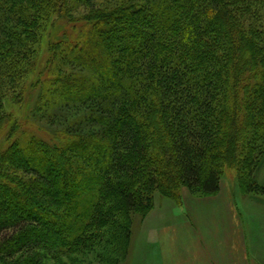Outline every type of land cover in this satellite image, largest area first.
Segmentation results:
<instances>
[{
    "label": "trees",
    "instance_id": "1",
    "mask_svg": "<svg viewBox=\"0 0 264 264\" xmlns=\"http://www.w3.org/2000/svg\"><path fill=\"white\" fill-rule=\"evenodd\" d=\"M259 12L240 0H0L1 86L25 84L55 14L73 27L50 48L43 81L44 114L59 130L0 122L11 138L0 152L3 264H28L52 241L94 247L110 200L132 212L151 208L156 190L211 196L226 168L260 166Z\"/></svg>",
    "mask_w": 264,
    "mask_h": 264
},
{
    "label": "rangeland",
    "instance_id": "2",
    "mask_svg": "<svg viewBox=\"0 0 264 264\" xmlns=\"http://www.w3.org/2000/svg\"><path fill=\"white\" fill-rule=\"evenodd\" d=\"M240 1L254 13L260 10L259 17H261L262 23L264 22V0ZM254 9L256 10L254 11ZM82 12L83 9L81 8L74 11L78 15ZM72 28V25L63 19H59L58 14H55L48 23L47 30L43 33L44 39L42 38L38 45V54L32 55V58L36 59L35 66L28 69L24 80L25 84L23 86L21 83L16 86H1L0 84L3 91L2 104H0L2 111L0 112V122L3 119H12L21 128L18 132L31 130L45 136L59 130L58 118L51 123L44 114L43 81H46L50 76L49 73H51L49 72L51 66L49 61L52 58L50 48L64 33L72 32ZM46 91L45 89L44 92L46 93ZM13 122L10 124L13 125ZM7 128L0 133V152L9 145L11 140L9 126ZM259 163L261 165H258L250 174L248 171L242 173L232 167L226 168L222 182L226 186L224 190L228 188V190L233 191L235 199L236 197L243 199L248 207L250 217L259 220L260 232H264V223L261 222L260 218L261 215H264V194L249 191L248 188L249 184L252 183L264 187V154L260 156ZM123 181L132 185L133 189L140 188V184L136 180H129L126 177L123 178ZM184 192L185 190L182 188L179 191V198L172 199L163 196L156 190L153 192L151 208L148 206L140 207L132 212H126L122 207H117V205H121L118 199L110 200L108 206L116 211L108 221L107 229L103 231L101 242L97 241L94 247L88 245V247L72 248V246L61 245L60 241H52L50 244L41 246L28 264H139L145 254L144 230L148 216L155 210V214H163V212L168 214L171 207H183ZM46 225L49 226L50 224ZM19 257L17 256L15 260ZM10 262L8 261V263ZM0 264H3L1 259Z\"/></svg>",
    "mask_w": 264,
    "mask_h": 264
},
{
    "label": "crops",
    "instance_id": "3",
    "mask_svg": "<svg viewBox=\"0 0 264 264\" xmlns=\"http://www.w3.org/2000/svg\"><path fill=\"white\" fill-rule=\"evenodd\" d=\"M221 183L211 196L184 188L183 207L148 216L139 264H264V232L243 199ZM236 200V201H235ZM264 223V215L260 216Z\"/></svg>",
    "mask_w": 264,
    "mask_h": 264
}]
</instances>
